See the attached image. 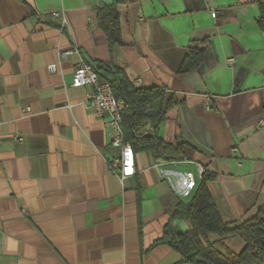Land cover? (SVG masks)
<instances>
[{
    "label": "crops",
    "instance_id": "1",
    "mask_svg": "<svg viewBox=\"0 0 264 264\" xmlns=\"http://www.w3.org/2000/svg\"><path fill=\"white\" fill-rule=\"evenodd\" d=\"M260 1L0 0V264H190L155 242L204 170L224 220L264 217ZM110 4L122 34L111 50L97 25ZM190 47L201 59L180 71ZM84 61L114 64L177 100L158 135L186 142L185 158L137 152L135 174L120 181L105 118L84 106L90 88L70 85ZM190 227L172 222L175 232ZM208 240L234 253L244 245L238 235Z\"/></svg>",
    "mask_w": 264,
    "mask_h": 264
},
{
    "label": "trees",
    "instance_id": "2",
    "mask_svg": "<svg viewBox=\"0 0 264 264\" xmlns=\"http://www.w3.org/2000/svg\"><path fill=\"white\" fill-rule=\"evenodd\" d=\"M259 13L258 24L264 28V1L259 2ZM97 25L106 35L110 50L114 45L122 44L120 13L115 4L98 9ZM202 51V48L190 47L180 71L192 69L200 61ZM94 69L99 78L102 76L99 72H103L114 94L129 104L122 111L121 127L124 139L131 144L133 151L149 152L154 158L166 161L183 160L186 142L167 141L158 135L165 111L178 101L173 97L166 98L157 86L134 88L130 78L114 64L98 63ZM106 75L117 78L108 79ZM213 179L212 173L207 170L202 172L193 197L186 203L178 202L175 205L162 236L155 244H168L190 264H264V217L261 209L236 225L224 220L209 188V182ZM176 220H188L190 229L175 232L172 222ZM211 233L220 237L238 235L244 241L242 250L234 253L221 241L210 242L208 235Z\"/></svg>",
    "mask_w": 264,
    "mask_h": 264
},
{
    "label": "built area",
    "instance_id": "3",
    "mask_svg": "<svg viewBox=\"0 0 264 264\" xmlns=\"http://www.w3.org/2000/svg\"><path fill=\"white\" fill-rule=\"evenodd\" d=\"M53 17L60 18L61 24L65 25L66 18L61 12H53ZM72 50H65L62 57L71 54ZM233 58H227L226 63L231 64ZM52 69L55 67L51 66ZM70 85L72 87H89L90 90L84 99V106L90 109L100 118H105V124L109 131V144L118 150V154L110 161V169L122 181L135 174V152L131 144L124 139L121 123L122 111L129 104L111 89L108 80L98 77L92 64L81 62L73 71ZM134 88H138V81L132 82ZM28 109V108H27ZM264 124V111L258 118L256 125ZM16 141L21 137L14 136Z\"/></svg>",
    "mask_w": 264,
    "mask_h": 264
}]
</instances>
